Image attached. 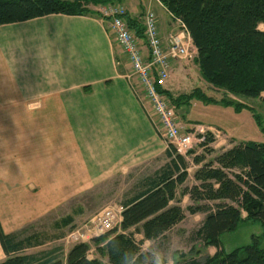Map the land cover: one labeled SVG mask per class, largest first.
<instances>
[{
  "label": "crops",
  "instance_id": "0c3cea01",
  "mask_svg": "<svg viewBox=\"0 0 264 264\" xmlns=\"http://www.w3.org/2000/svg\"><path fill=\"white\" fill-rule=\"evenodd\" d=\"M121 5L134 18L161 7L167 15L160 20L156 14L163 40L177 25L158 0ZM130 73L126 54L103 17L54 13L0 25L4 234L33 240L40 219L72 196L135 166L167 161V141L135 93ZM182 198L184 208L188 195ZM39 246L19 254H39ZM70 247L61 248L63 256ZM7 257L0 243V262Z\"/></svg>",
  "mask_w": 264,
  "mask_h": 264
},
{
  "label": "trees",
  "instance_id": "16d2710c",
  "mask_svg": "<svg viewBox=\"0 0 264 264\" xmlns=\"http://www.w3.org/2000/svg\"><path fill=\"white\" fill-rule=\"evenodd\" d=\"M123 1L0 0V25L54 13L103 17L90 6ZM158 1L166 8L172 22L180 20L184 24L196 49L194 62L208 84L264 103V0ZM143 16L134 18L125 13L129 28L140 39H144ZM163 92L176 108L181 103L187 104L193 96L211 100L203 93L195 94L196 91L177 97L166 88ZM224 103L237 110L248 109L264 133V122L252 108L239 102ZM213 142L214 138L208 134L200 145L206 152H213L210 147ZM192 151L190 149L187 155ZM166 157L167 161L140 178L122 201L120 229H110L90 242H76L63 256L59 246L39 254H19L30 245L44 242H30L31 238L17 240L18 234H4L0 226V243L8 254L0 264H105L102 258L107 259V264H140L144 254L135 233H141L146 240H157L184 219L185 210L205 215L195 235L203 245L212 246L216 251L202 261L181 254L175 264H264V142L235 143L201 164L194 173L196 183L189 188L183 186L180 192L182 197L188 195L192 201L186 208L180 205L178 197V189L188 177L186 156L169 143ZM194 159L200 164L205 158L195 156ZM244 220L260 222L263 238L253 236L251 243L225 251L221 235L236 230ZM73 222L74 217L67 215L56 222V226L64 228ZM91 244L98 256L90 257Z\"/></svg>",
  "mask_w": 264,
  "mask_h": 264
},
{
  "label": "rangeland",
  "instance_id": "374dc122",
  "mask_svg": "<svg viewBox=\"0 0 264 264\" xmlns=\"http://www.w3.org/2000/svg\"><path fill=\"white\" fill-rule=\"evenodd\" d=\"M114 5L122 6L115 3L90 7L104 16L105 9ZM122 7L125 10V7ZM154 9L160 20L167 19V15L161 7H155ZM143 13L140 17L143 16ZM166 87L174 97L196 91L195 94L200 92L211 99L205 100L193 96L187 104L181 103L180 107L177 108L172 103L176 108L182 131L186 133L192 131L196 126H202L203 128L217 129L222 133L219 138L215 139L216 142L214 141L215 143L210 146L213 148V152H206L202 145L195 143L191 148L192 153L186 155L188 177L178 189V197L183 199L180 195L183 186L189 188L196 183L194 173L201 167V164L212 160L216 155L235 143L244 141L264 142V133L257 125L253 114L248 109L237 110L234 106L227 105L224 102L233 101L246 104L260 115L263 122L264 103L260 99L234 95L226 89L211 86L202 78L194 59L179 61L177 64L173 63L171 76ZM225 134L228 136H225ZM167 144L169 143L167 142ZM195 156H204L205 159L198 164L194 159ZM163 164V159H160L135 166L125 172H119L99 181L94 186L72 196L70 200L57 206L53 213L41 218L37 225L33 227L35 236L30 242H36L37 240L46 242L44 245L40 244L37 247V253L45 252L56 246L61 248H64L65 245L72 246L79 241L90 242L92 238L106 233L99 232L96 226L98 215L107 208L114 210L116 214L112 229L115 227L120 229L118 223H120L121 215L118 208L122 206V201L132 192L140 178L151 174ZM182 204L184 208L192 204L189 196ZM67 215L74 217L73 224L58 228L56 222ZM204 216L203 213L190 214L185 210L184 219L167 231L164 236L154 241L143 239L141 233H135L134 237L137 241H140L141 252L144 254L140 264H157V261L160 264H175V259H179L181 254L192 255L200 261L204 260L206 256L213 255L216 251L215 248L206 247L195 235V231L201 225ZM242 216L245 218V212L242 213ZM262 234L263 226L260 222L244 220L239 223L236 230L223 233L220 240L222 247L229 252L239 246L251 243L253 236L263 238ZM262 242L264 244L263 240ZM90 254L98 256L93 245ZM102 260L107 264L106 258H102Z\"/></svg>",
  "mask_w": 264,
  "mask_h": 264
},
{
  "label": "built area",
  "instance_id": "2783aa9c",
  "mask_svg": "<svg viewBox=\"0 0 264 264\" xmlns=\"http://www.w3.org/2000/svg\"><path fill=\"white\" fill-rule=\"evenodd\" d=\"M125 13L120 5L109 6L105 9L103 18L107 20L108 28L114 33L116 42L126 54L131 66V73L127 77L143 105L149 108V116L153 118L158 132L184 156L195 143L204 141L208 134L212 135L216 142L215 139L222 133L214 128L196 126L192 131H182L176 108L163 92L171 76L172 64L193 60L196 55V49L184 24L176 20V27L167 39L163 40L159 34L157 17L148 9L142 19L144 39H140L129 28ZM142 46H145L146 53ZM133 79L136 82H132ZM122 210L123 207L120 206V215ZM115 219L114 210H103L97 217L96 229L99 232L112 229Z\"/></svg>",
  "mask_w": 264,
  "mask_h": 264
},
{
  "label": "clouds",
  "instance_id": "9594fccd",
  "mask_svg": "<svg viewBox=\"0 0 264 264\" xmlns=\"http://www.w3.org/2000/svg\"><path fill=\"white\" fill-rule=\"evenodd\" d=\"M157 264H160V262H159V261H157Z\"/></svg>",
  "mask_w": 264,
  "mask_h": 264
}]
</instances>
